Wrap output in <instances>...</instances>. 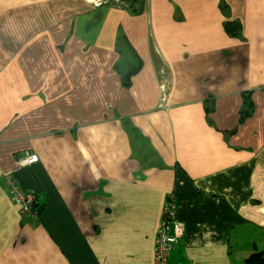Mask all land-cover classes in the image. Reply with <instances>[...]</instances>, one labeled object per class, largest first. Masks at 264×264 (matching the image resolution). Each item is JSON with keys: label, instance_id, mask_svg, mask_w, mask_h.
Returning a JSON list of instances; mask_svg holds the SVG:
<instances>
[{"label": "crops", "instance_id": "1", "mask_svg": "<svg viewBox=\"0 0 264 264\" xmlns=\"http://www.w3.org/2000/svg\"><path fill=\"white\" fill-rule=\"evenodd\" d=\"M133 4L0 0V264H154L169 196L167 264L264 248V0Z\"/></svg>", "mask_w": 264, "mask_h": 264}, {"label": "built area", "instance_id": "2", "mask_svg": "<svg viewBox=\"0 0 264 264\" xmlns=\"http://www.w3.org/2000/svg\"><path fill=\"white\" fill-rule=\"evenodd\" d=\"M105 1L93 0V5L97 7ZM118 1L119 0H115V3ZM112 2L113 1H111V3ZM158 105L162 106V103ZM37 158V154L29 153L20 159L19 164L29 165L35 163ZM5 180L11 199L18 206L19 212L24 215L33 214L32 204L34 202V194L22 189L11 174H6ZM175 213V203L169 196L163 205L160 224L156 233L153 253L154 264H167L169 251L183 233V225L175 220Z\"/></svg>", "mask_w": 264, "mask_h": 264}, {"label": "trees", "instance_id": "3", "mask_svg": "<svg viewBox=\"0 0 264 264\" xmlns=\"http://www.w3.org/2000/svg\"><path fill=\"white\" fill-rule=\"evenodd\" d=\"M133 2L134 3H142V0H133ZM134 8L136 9L134 12H140L141 11V9H140L141 7H139V8H137V6L132 7V9H134ZM223 26H224V29L226 30V32L230 36L236 37L240 32V24L237 21H231V22L225 21L223 23ZM139 67H140V61L138 60V64L135 67L130 68L125 74H123L121 76V79H122L121 85L123 87H129L130 86L131 76L134 75L139 70ZM242 96H243V102H242V107L240 108V118H239L240 122L244 118L250 116L252 111H253V108H254V104L252 103V100L250 99V91H246L244 94H242ZM26 191L32 192L30 190H26ZM10 198H11V196H10ZM39 210H40V207H38V205L36 203V196L34 194V202L32 204L33 214L38 213ZM243 264H264V248L261 250H255V251L251 252L247 257L244 258Z\"/></svg>", "mask_w": 264, "mask_h": 264}, {"label": "rangeland", "instance_id": "4", "mask_svg": "<svg viewBox=\"0 0 264 264\" xmlns=\"http://www.w3.org/2000/svg\"><path fill=\"white\" fill-rule=\"evenodd\" d=\"M84 2L88 3L91 7H95L93 5V0H83ZM105 1V0H104ZM111 1H113L111 3ZM123 1V2H122ZM103 4H101L100 6H97V7H101V6H112V7H115V8H120V9H130L131 8V5L133 3V0H119L118 2L115 3V0H108V1H105V2H102ZM138 8H139V3H136ZM133 7H136L135 5ZM96 8V7H95Z\"/></svg>", "mask_w": 264, "mask_h": 264}]
</instances>
